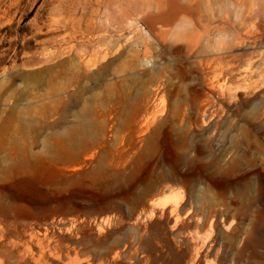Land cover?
Listing matches in <instances>:
<instances>
[{
	"label": "rangeland",
	"instance_id": "374dc122",
	"mask_svg": "<svg viewBox=\"0 0 264 264\" xmlns=\"http://www.w3.org/2000/svg\"><path fill=\"white\" fill-rule=\"evenodd\" d=\"M125 1L0 0V264H264V0L193 53Z\"/></svg>",
	"mask_w": 264,
	"mask_h": 264
},
{
	"label": "bare ground",
	"instance_id": "6f19581e",
	"mask_svg": "<svg viewBox=\"0 0 264 264\" xmlns=\"http://www.w3.org/2000/svg\"><path fill=\"white\" fill-rule=\"evenodd\" d=\"M115 1V0H114ZM123 1V0H122ZM125 1V0H124ZM130 1V0H129ZM140 0H131V4H133L134 9L132 10V12H130V8L126 9L128 6L127 4L124 5L126 8V10H128L124 15L123 19L126 21L130 20L132 21L131 15L135 14V15H140L141 20L146 21L149 26L152 29V33L157 36V38L159 37L161 39V41L163 42H167V37L170 34L174 39V37H184L185 40L187 41L188 47L191 50V52H195L194 50H192L193 48H195L197 46V44L201 41V39L206 38L207 40L210 41V38L213 37L214 34V30H216L218 32V34L221 35H225L228 36L230 34V36L232 37H242L245 35H248L249 31L247 30V19L250 18V11H249V7H248V3L249 0H150L148 1L147 4H149V9L146 11L145 16L141 14L142 12V7L138 8V2ZM107 2V1H106ZM110 1H108L109 3ZM126 2V1H125ZM123 3V2H122ZM95 4V3H94ZM116 4V3H114ZM130 5V2L128 3ZM146 4V5H147ZM71 5V4H70ZM144 5V6H146ZM153 5H157L158 8V13L152 14L151 12V8ZM90 6V0H73L72 2V15L74 16L73 19V36H72V40L76 43L77 39H78V34L79 32H81V28H80V19H79V13L80 11H86ZM131 6V7H133ZM257 6L258 7H261ZM91 7V6H90ZM103 7V6H102ZM107 7L108 6H104ZM113 7V6H112ZM263 7V6H262ZM110 8H111V4H110ZM94 9V8H93ZM96 9V7H95ZM112 9V8H111ZM109 9V10H111ZM124 9V8H123ZM253 9V8H252ZM261 9V8H260ZM108 10V9H107ZM107 10L103 11L105 13H103V16L105 18L106 23L104 24L105 28H107V32L109 33V29L108 28H116L115 30H117V28H119L120 23L117 20H113L111 19V15L109 13H107ZM108 10V11H109ZM122 10V9H121ZM259 10V9H258ZM257 10V11H258ZM92 12V11H91ZM119 12V11H117ZM121 12V11H120ZM124 12V11H122ZM121 12V13H122ZM254 12V11H253ZM262 12V11H260ZM84 13V12H83ZM82 13V14H83ZM88 13V12H87ZM111 13V12H110ZM114 13V12H113ZM116 13V12H115ZM252 13V11H251ZM259 15H261L262 13H259V11L257 12ZM256 13V14H257ZM96 14V13H95ZM118 14V13H117ZM257 14V15H258ZM89 15V14H88ZM102 15V14H101ZM263 15V14H262ZM253 16V15H251ZM256 16V15H255ZM86 17V16H85ZM84 17V18H85ZM89 17V16H88ZM97 17V16H96ZM101 17V16H100ZM136 17V16H135ZM72 18V17H71ZM92 18V17H90ZM102 18V17H101ZM99 19V18H98ZM260 19V16H259ZM86 20V19H85ZM90 20V19H89ZM123 20V21H124ZM135 21V19H133ZM238 20H240V25H238ZM113 21V22H112ZM84 22V20H83ZM89 22V21H88ZM128 22V21H126ZM133 22V21H132ZM158 22H161L163 28L159 29L156 24ZM125 23V22H124ZM131 22H128V24ZM123 24V23H122ZM159 24V23H158ZM85 25V24H84ZM87 25V24H86ZM130 25V24H129ZM128 25V26H129ZM118 26V27H117ZM121 26V25H120ZM124 26V24H123ZM122 26V27H123ZM127 26V25H126ZM93 28V27H92ZM102 28V26L100 27ZM124 28V27H123ZM121 28V29H123ZM176 28H181L183 31L181 33V35L176 34V31H178ZM120 29V28H119ZM159 29V30H158ZM176 29V31H175ZM180 29V30H181ZM104 30V29H103ZM111 30V29H110ZM180 30L178 32H180ZM102 31V29H101ZM119 31V30H118ZM175 31V32H173ZM89 32V31H88ZM124 32V31H122ZM72 33V32H71ZM105 33V32H104ZM108 33H106L108 35ZM114 33V32H113ZM124 34H126L124 32ZM72 35V34H71ZM80 35V34H79ZM89 35V34H88ZM87 35V36H88ZM174 35V36H173ZM94 36V35H93ZM102 36V35H101ZM119 36V35H118ZM215 36V35H214ZM80 37V36H79ZM97 37V36H95ZM122 37V36H121ZM247 37V36H246ZM81 39V38H80ZM79 39V40H80ZM108 39V38H107ZM110 39V38H109ZM172 39V40H173ZM100 40V39H99ZM98 40V41H99ZM106 40V39H105ZM117 40V39H116ZM169 40V39H168ZM110 41V40H109ZM243 41V40H242ZM73 42V43H74ZM88 42V41H87ZM104 41L102 40L100 45H104L103 43ZM111 42V41H110ZM176 42V40L174 41ZM74 43V44H75ZM107 44V43H106ZM167 44V43H166ZM170 45H172V43H169ZM203 44V42L201 43V45ZM220 44V43H219ZM218 44V45H219ZM76 45V44H75ZM228 45V44H226ZM225 45V47H226ZM82 46V45H79ZM87 46V45H85ZM107 46V45H106ZM148 46V45H147ZM145 48H148V47ZM168 46V44H167ZM222 46V45H220ZM75 47V46H74ZM89 47V46H88ZM97 47V46H96ZM174 46H172L173 48ZM204 47V46H203ZM202 47V48H203ZM224 47V46H222ZM229 47H231V45H229ZM86 48V47H84ZM98 48V47H97ZM96 48V49H97ZM101 48V47H100ZM105 48V47H104ZM232 48V47H231ZM83 49V47L81 48ZM94 49V48H93ZM111 49V48H109ZM114 49V48H113ZM222 49V48H221ZM225 49V48H224ZM224 49H222L223 51H225ZM227 49L228 46H227ZM221 50V51H222ZM77 51V50H76ZM81 51V50H80ZM83 51V50H82ZM108 51V50H107ZM219 51V50H218ZM95 52H98L97 50ZM100 52V51H99ZM190 52V53H191ZM220 52V51H219ZM93 53V52H92ZM77 54V53H76ZM81 54V53H80ZM88 54V53H87ZM82 55V54H81ZM93 55H96L93 53ZM104 55V54H103ZM92 56V55H90ZM89 56V57H90ZM78 57V56H77ZM83 57V56H82ZM85 58V57H84ZM94 58V57H93ZM97 58H99L97 56ZM82 59V58H81ZM96 58H94L95 60ZM78 60V59H77ZM93 60V61H94ZM80 61V60H79ZM90 61V60H89ZM215 61V60H213ZM246 65V64H245ZM230 67V66H229ZM234 67H236V65H234ZM232 68V66H231ZM226 69V68H225ZM224 69V70H225ZM228 69V68H227ZM230 70V68H229ZM250 68L249 66L246 67L245 69V73H249ZM252 73V72H251ZM245 75V74H244ZM225 86V85H224ZM226 88V87H225ZM3 146H5L3 144ZM32 158L26 157L23 159H20V162H31ZM12 160H16V159H12ZM1 162H4V160H1ZM5 169V168H4ZM27 168H26V163L24 167H19L16 169H10V173L12 174V176L17 177L21 174L26 173ZM6 172V169H5ZM8 172V171H7ZM17 180V178H16ZM19 181H23V178L20 179ZM1 186V185H0Z\"/></svg>",
	"mask_w": 264,
	"mask_h": 264
}]
</instances>
